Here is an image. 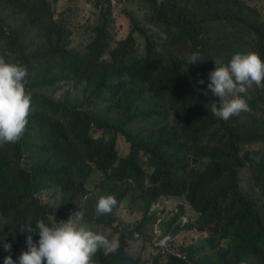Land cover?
<instances>
[{
	"label": "trees",
	"instance_id": "16d2710c",
	"mask_svg": "<svg viewBox=\"0 0 264 264\" xmlns=\"http://www.w3.org/2000/svg\"><path fill=\"white\" fill-rule=\"evenodd\" d=\"M136 4L145 9V15L158 12L162 24L176 22L180 38L187 43L188 49L201 54L202 61L188 66L185 71L184 89L169 77V66L163 63L157 65L159 72L171 84L174 120L180 126L178 136L164 128L161 140L171 142L157 145L139 140L135 133L130 137V152L118 155L112 142L89 135V126L95 119L81 107L89 101V86L95 84L104 69L91 66L87 61L97 57L89 50L103 40V32L111 24L110 13L102 11L105 13L94 27L92 41L84 49H79L73 35L83 26L70 29L66 11L59 8L58 2L0 0V58L5 55L8 58L6 61L22 64L27 69L31 79L29 84L26 83V89H32L30 92L35 104L23 136L13 147L0 153V178L21 179L32 175L30 171L34 170V159H44L59 171L60 176L55 183L59 190V205L47 210H30L29 217L34 222L44 219L46 223L57 225L74 212L83 211L90 228L94 229L95 224L100 222L104 227L117 230L111 213L96 212L95 204L99 196L112 194L118 201L116 206L126 201L145 213L150 202L156 201L159 196L183 195L199 214L195 223L200 230L213 225L221 235H225L236 227L232 210H226L225 199L234 197L233 194L240 189L239 169L246 163L253 167L264 190V153H241L244 144L264 143V122L248 114L236 119L243 115L242 112L232 115L227 121L215 117L210 105L218 103V98L206 91L207 85L198 83L215 68L209 64L210 59L218 54V35L224 31L220 27L227 22L226 13H219L214 19H198L188 13L186 5L180 0H136ZM40 21L44 22L47 30L40 34L37 29L35 34L34 29ZM138 25L139 20H136L131 30ZM256 33L255 50L264 59V36ZM160 83L159 79L148 80L145 89L136 93L135 115L143 116L149 112L157 116L165 115V107L153 98L161 91ZM82 85L83 88L78 90ZM59 89L62 91L57 94ZM35 141L47 143L50 152L44 146L38 147ZM22 164L30 171L24 170ZM96 173L99 174L97 180L94 179ZM3 193L0 192V208L6 209ZM9 195L14 198L12 193ZM25 199L30 203L29 197ZM71 204V211L63 213V209ZM12 206L16 214L20 203L14 200ZM177 219L178 214H175L166 221L175 233L182 229L176 224ZM251 219L255 224L256 217L251 216ZM147 220L143 221V225ZM188 226L186 224L184 228ZM122 231L123 225L118 235L120 247L108 255L98 250L92 257L94 264L134 263L122 249V243L131 236V231ZM112 232L103 229L104 235L109 237ZM238 232L243 238L248 237V249L260 263L253 260L245 262L264 264V220L256 227L242 224ZM2 235L11 243V249L5 251L0 248V260L7 255L17 260L21 251L26 250L18 229L5 230ZM191 248L182 247V250ZM205 249H208L207 253ZM191 253L197 255L200 264H239L237 258L216 245L214 236L203 238L200 247ZM167 264L187 263L175 256L170 257Z\"/></svg>",
	"mask_w": 264,
	"mask_h": 264
},
{
	"label": "clouds",
	"instance_id": "9594fccd",
	"mask_svg": "<svg viewBox=\"0 0 264 264\" xmlns=\"http://www.w3.org/2000/svg\"><path fill=\"white\" fill-rule=\"evenodd\" d=\"M76 1V0H74ZM115 3L121 0H113ZM242 0H232L228 7L230 13H226V20L231 25L240 20L249 22L248 18H243L240 14H233V8H244L239 3ZM84 9L94 8L101 11L100 17L106 11L107 3L112 6V0H81ZM81 7V6H80ZM188 9L190 15L196 18L201 17ZM82 9V8H81ZM250 8L247 10L249 11ZM117 11V10H115ZM114 11V12H115ZM113 12V13H114ZM108 13V11H106ZM110 13V25L115 21ZM259 19L263 21L258 9L255 10ZM118 14V12H117ZM115 17V16H114ZM256 20L254 28H248L243 37L251 35L253 49L242 48L229 44L228 35L220 33L218 35L219 49L216 57L211 58L209 66L215 67L210 70L208 76H203L198 83L207 85V92L218 98V103L210 105L211 113L218 118L227 121L232 115L242 112L244 115H252L259 122H264V59L256 52V42L258 32L264 36V27L257 20L255 15H251ZM136 20L129 21L132 26ZM264 22V21H263ZM98 23V22H97ZM233 26V25H232ZM94 27L91 28V35L87 39L84 49L95 35ZM235 27V26H234ZM43 34L47 30L43 21L34 29L35 34ZM132 27L124 35L115 37L112 32L105 28L103 40L93 45L89 51H93L97 57L87 61L91 66H101L103 74L96 79L95 84L89 86L91 95L88 103L83 104L81 109L89 112L94 117V122L90 124L88 132L94 139L112 142L118 155L117 142L122 138L128 143L130 152L133 134H137L139 140L163 145L170 143L168 140H161L164 128L174 132L173 125L174 112L170 95L172 92L169 80L163 76L158 68V63L169 66V77L172 78L178 87L184 89L187 79L185 71L188 66L201 62V54L198 51L189 50L186 42L180 38V30L174 24H162L158 12H151L145 15L143 20H139V25L134 30ZM155 29V30H153ZM162 33L163 38L158 39V34ZM243 30H241V33ZM36 38V37H35ZM140 39V45L137 40ZM228 44H227V43ZM243 45V44H242ZM241 45V46H242ZM4 55L0 58V153L10 149L23 136L28 124V117L33 111L35 104L32 99V89H26L31 76L27 74V69L19 63L6 61ZM170 62H172L170 64ZM159 79L161 91L155 95L156 103L165 107V115L157 116L153 113L143 116L135 115V95L145 89L148 80ZM83 85L78 89L81 90ZM77 92L80 94V91ZM254 90V92H253ZM253 92V93H252ZM46 93L50 94L46 90ZM187 93V91H186ZM36 145L50 147L43 141H35ZM264 147V143L259 142ZM34 149V147H33ZM247 150L242 147L241 153ZM41 157V156H37ZM34 170L22 164L24 170L30 171L32 175L19 178H0V192H4L2 200L6 204V209L0 208V248L7 251L11 249L4 235V231L18 229L22 243L26 250H22L17 260H13L11 255L3 258V264H94L92 257L98 250H102L104 255L115 252L120 247L119 233L123 225V231H131V236L122 243V249L133 260V264L140 261L139 254L133 255L127 248L128 241L142 238L149 240L153 249L155 261L160 258V264H167L170 257H178L187 264H200L197 255L191 251L200 247L201 241L205 237L214 236L217 246L222 247L230 255L237 258L239 264H249L245 261L253 260L259 262L258 258L250 253L248 249V237L238 232L242 224L249 227L258 226L264 220V190L261 179L257 177L256 171L248 163L239 169V191L234 197L229 196L226 201V210H232L235 230L225 235H221L216 226L209 225L204 230H200L195 221L198 213L191 207L185 196H159L156 201L150 202L145 213L123 201L118 206L117 199L112 194H105L98 197L95 204L97 213H111L115 218L113 222L117 230H113L112 236L104 235L100 222H97L94 229L88 226L83 211H76L67 220H62L57 225L46 223L44 219H37L35 222L29 217L32 209H50L59 205V190L55 183L59 179V171L51 166L44 159H34ZM244 168H249L253 177L260 183L263 202H259L250 193L244 190L240 173ZM99 174L94 175L97 180ZM52 190L58 192L57 198H50L51 203L46 200L43 192ZM12 193L14 198L9 195ZM29 197L30 203L25 197ZM160 198H165L160 200ZM14 200L20 203V209L14 214L15 207L12 206ZM168 200L171 201L170 205ZM127 204V210L134 215L131 221L118 219V212L123 204ZM172 208V210H169ZM72 204L63 209L67 214L71 211ZM167 210V211H166ZM175 214H178L176 224L182 228L175 233L166 224ZM251 216L256 217L253 224ZM145 219H149L144 222ZM162 222L165 230L159 235L158 224ZM188 224L187 228L184 226ZM211 228H215L211 231ZM122 231V232H123ZM196 232L195 242L185 244L176 238L179 233ZM122 234V233H121ZM190 250H182V247H190ZM217 249V248H216ZM208 249H205V253ZM234 254V255H233ZM243 255V257H240ZM214 261V257L212 258ZM260 263V262H259Z\"/></svg>",
	"mask_w": 264,
	"mask_h": 264
},
{
	"label": "rangeland",
	"instance_id": "374dc122",
	"mask_svg": "<svg viewBox=\"0 0 264 264\" xmlns=\"http://www.w3.org/2000/svg\"><path fill=\"white\" fill-rule=\"evenodd\" d=\"M50 2H58L60 9H65L66 11V22L70 29L75 30L80 25H82V29L76 32L73 35V41L75 44L82 47L86 44L87 39L91 35V28L96 26L99 21V16L101 11L96 10L94 8L84 9L82 7L81 0H76L73 3L70 0H49ZM138 1V0H137ZM184 5L188 6L193 13L198 14L201 18L207 17L208 19H214L216 15L219 13H230L229 10V2L228 0H180ZM243 4L244 8H233V14H240L243 18H248L249 22H244V20H240V24L234 21L231 25L229 21L226 22L225 25L221 26L224 31L222 34L228 35L229 44L232 46H236L237 48H247L253 49V45L251 42V35H247L246 39L243 37L244 32H248V28H254L256 26V20L251 17V15H255L257 20L264 27V0H242L239 2ZM81 6V7H80ZM82 8V9H81ZM248 8L249 11L247 10ZM203 12H200V10ZM258 9L260 12V16L263 19L261 21L258 15L255 13V10ZM115 10L118 11V14L113 13ZM106 11L108 13H113L115 16H111L115 19L112 25L108 24L107 30L112 32L115 37H119L124 35L127 30L132 27V24L129 22L131 20H143L145 16V9L139 8L136 4V0H121L118 2H114L112 0V6L109 7L107 3ZM235 26V27H234ZM155 30V29H153ZM241 30L243 32L241 33ZM156 31V30H155ZM163 38V34L159 32L158 39ZM141 40H137V44L140 45ZM227 43V42H226ZM228 44V43H227ZM243 44V45H242ZM242 45V46H241ZM62 89H59L57 94H59ZM254 92V90H253ZM252 92V93H253ZM56 96V93L54 94ZM244 116L240 115L236 117V119H240ZM173 130L179 132L180 126L179 123L173 125ZM243 147L248 151L262 152L264 153V147L259 144V142L247 143L244 144ZM48 150V147L45 146ZM117 149L120 155L126 154L128 152V143H126L122 138H119L117 142ZM241 182L245 191L250 193L253 197H255L259 202H263L262 190L260 183L253 177L252 172L249 168H244L241 173ZM44 197L48 202H52L50 198L58 199V192L48 190V192H43ZM165 198H160L163 200ZM171 201L168 200V204L170 205ZM135 215V214H134ZM134 215L128 212L127 204H123L121 209L118 212V219L124 221H131L134 219ZM102 229L106 231H113L109 227H104L101 225ZM159 235L164 232L165 225L160 222L158 224ZM215 228H211V231H214ZM179 242L189 244L195 242L196 232L190 231L187 233H179L176 238ZM126 248L133 254L138 255L140 261L138 264H160V258L155 261L153 253V249L150 245L149 240H143L142 238L136 239L134 241H128L126 243ZM0 263L3 264V257L0 260Z\"/></svg>",
	"mask_w": 264,
	"mask_h": 264
}]
</instances>
